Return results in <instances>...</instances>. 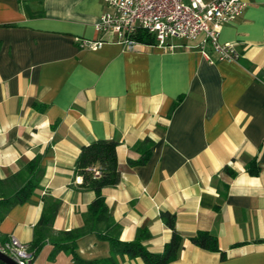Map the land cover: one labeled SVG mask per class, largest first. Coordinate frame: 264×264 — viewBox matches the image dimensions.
<instances>
[{"label": "crops", "instance_id": "crops-1", "mask_svg": "<svg viewBox=\"0 0 264 264\" xmlns=\"http://www.w3.org/2000/svg\"><path fill=\"white\" fill-rule=\"evenodd\" d=\"M240 1L241 14L218 35L240 54L229 61L209 43L201 48L200 37L127 49L95 28L104 0H0V180L37 155L43 168L30 199L0 219V241L14 235L28 246L49 198L61 202L52 237L80 227L95 194L79 188L75 161L82 145L105 139L117 143L120 180L102 195L120 241L145 227L144 246L161 252L168 211L182 237L168 264H264V0ZM85 40L103 42L90 49ZM144 139L149 156L135 163ZM252 158L256 176L245 170ZM199 231L216 237L219 252L190 242ZM108 257L109 243L90 233L76 239L74 255L46 241L31 263ZM115 261L144 264L127 254Z\"/></svg>", "mask_w": 264, "mask_h": 264}, {"label": "trees", "instance_id": "trees-1", "mask_svg": "<svg viewBox=\"0 0 264 264\" xmlns=\"http://www.w3.org/2000/svg\"><path fill=\"white\" fill-rule=\"evenodd\" d=\"M133 39L141 43L154 42L153 36L143 30H137ZM141 144L147 145V148L140 149V158L135 163H144L150 153L151 141L144 139ZM116 145L114 140L99 139L81 146L75 161V174L82 177L79 188L93 191L95 197L82 215L83 222L80 227L70 231H61L54 237L50 234L52 222L61 202L52 198L46 200L40 217L33 228L32 240L27 246L32 259L46 241L69 250L74 255L76 239L90 233L109 243L110 257L102 260L104 264H116L115 256H122L123 254H127L131 258L140 257L144 264H168L177 258L182 247V237L175 230V215L168 211L160 212L162 222L171 231L170 239L161 252H150L144 246L143 242L149 235L145 227L137 230L132 241H120V227L113 220L110 209L102 195L104 187L115 186L120 180L116 163ZM40 161L41 156L37 155L34 159L23 163L15 174L5 180H0V219L14 205L27 202L33 192L40 187L43 173ZM130 163L133 164L134 162ZM89 167H95L99 172L98 176H93L88 171ZM245 170L251 176L258 175L260 167L257 160L255 158L248 160L245 164ZM223 171L230 176L235 175V172L227 166H224ZM189 240L203 250L219 252L216 237L208 231H199Z\"/></svg>", "mask_w": 264, "mask_h": 264}, {"label": "built area", "instance_id": "built-area-1", "mask_svg": "<svg viewBox=\"0 0 264 264\" xmlns=\"http://www.w3.org/2000/svg\"><path fill=\"white\" fill-rule=\"evenodd\" d=\"M108 10L97 21L96 30L116 35L118 41L131 49L136 41L133 35L143 30L153 36L156 45L172 47L170 39H201V48L209 43L219 60H237L240 54L230 43L218 42V35L224 24L235 20L242 12L244 3L240 0H104ZM99 41H82L90 49L101 46ZM205 57L207 54L202 50ZM88 171L93 176L99 172L95 167ZM0 252L16 264H32L28 247L14 235L0 241Z\"/></svg>", "mask_w": 264, "mask_h": 264}, {"label": "water", "instance_id": "water-1", "mask_svg": "<svg viewBox=\"0 0 264 264\" xmlns=\"http://www.w3.org/2000/svg\"><path fill=\"white\" fill-rule=\"evenodd\" d=\"M0 264H16L10 257L0 252Z\"/></svg>", "mask_w": 264, "mask_h": 264}]
</instances>
